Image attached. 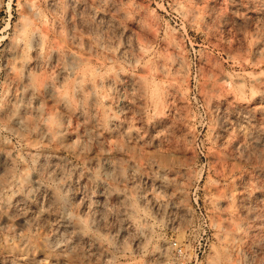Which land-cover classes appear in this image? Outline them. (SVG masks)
<instances>
[{"label":"rangeland","instance_id":"obj_1","mask_svg":"<svg viewBox=\"0 0 264 264\" xmlns=\"http://www.w3.org/2000/svg\"><path fill=\"white\" fill-rule=\"evenodd\" d=\"M0 264H264V0H0Z\"/></svg>","mask_w":264,"mask_h":264},{"label":"built area","instance_id":"obj_2","mask_svg":"<svg viewBox=\"0 0 264 264\" xmlns=\"http://www.w3.org/2000/svg\"><path fill=\"white\" fill-rule=\"evenodd\" d=\"M175 244V243H174Z\"/></svg>","mask_w":264,"mask_h":264}]
</instances>
